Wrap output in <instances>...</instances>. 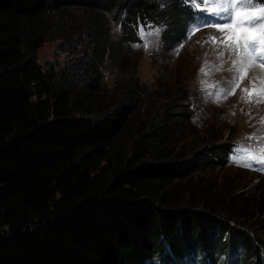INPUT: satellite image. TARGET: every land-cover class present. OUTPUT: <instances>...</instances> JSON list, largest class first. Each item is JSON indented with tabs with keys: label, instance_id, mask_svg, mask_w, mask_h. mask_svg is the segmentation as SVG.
Segmentation results:
<instances>
[{
	"label": "trees",
	"instance_id": "obj_1",
	"mask_svg": "<svg viewBox=\"0 0 264 264\" xmlns=\"http://www.w3.org/2000/svg\"><path fill=\"white\" fill-rule=\"evenodd\" d=\"M73 9L101 11L120 26V41L104 26L88 33L95 52L115 62L137 40V20L158 22L174 46L196 13L185 0H0V264H264L262 189L245 193L222 179L204 197L178 194L182 179L234 165L226 144L170 155L178 142L169 131L187 121L185 104L157 118L144 109L135 132L140 97L150 108L155 101L147 88L105 109L93 96L99 74L74 82L75 92L39 62L48 38L73 29ZM180 89L163 98L187 102Z\"/></svg>",
	"mask_w": 264,
	"mask_h": 264
},
{
	"label": "rangeland",
	"instance_id": "obj_2",
	"mask_svg": "<svg viewBox=\"0 0 264 264\" xmlns=\"http://www.w3.org/2000/svg\"><path fill=\"white\" fill-rule=\"evenodd\" d=\"M167 1L161 0L164 4H167ZM187 5L189 6L188 3ZM73 14V29L68 34H62L61 38H48L37 52L41 64L48 68L53 67L63 76L59 80L61 83L66 82L68 78L75 85L77 92L81 90L77 86L84 81L83 76H86L88 83L89 79H96L95 75L99 74L101 89L94 92L93 96L102 100L101 106L105 109L109 104L110 108L115 106L124 92L130 90L132 96L139 97L141 95L137 90L147 88L155 101L150 108L144 97H140L138 113L132 121L135 132L143 122L142 118H146L144 109L152 111L154 118H157L164 113H177L178 104H185L181 109L188 114L187 121L173 124L169 131L178 142L177 145L174 142L170 144V149H174L170 151L172 156L176 155V150L193 149L203 143L216 146L226 144L231 147L226 160L230 158V162L238 167L227 164L208 167L193 178L182 179L181 194L178 193L180 197L191 196L193 191L196 193L195 199L199 197L197 193L204 197L212 193L214 186L222 179H225V188L230 187L232 183L241 184L240 189L245 193L259 189L264 192V174L242 166L239 160H234L238 148L243 145H258L264 136V131H259L264 130V123L261 121L264 117V99L254 97L248 101L243 92L245 88H252L254 78H259L256 80V86H260V80H264V68L258 65L250 67L239 81V85L234 88V94L218 99L210 93L227 88V82L234 75L229 69L232 66L230 60L235 53L225 49L218 40L213 42L210 39L222 35L217 28L200 26L198 30L189 32L182 43L172 46L163 38L165 27L159 23L158 26L151 27L150 29H159L158 35L153 37L146 34L145 29L141 27L142 21L137 20L136 28H140V32L143 29L145 38L136 31L137 40L133 44L126 42L120 58L115 62L109 51L101 54L102 57L99 52H95L93 39L88 33L91 31V24L92 28L104 26L113 41H120L123 38L120 26L101 11L80 9L74 10ZM192 24L193 22L190 25ZM83 65L87 66V69ZM201 68L205 71L201 72ZM74 82L79 83L76 86ZM180 84L184 89H180L179 94L183 95L186 91L185 94L191 95L187 102L179 96L163 98L171 93L172 88L178 90ZM210 85L212 87H209ZM218 137L221 138L220 141L215 140ZM247 137L253 138L246 139ZM184 191L187 195H182ZM233 264L256 262L244 257L240 263L238 261Z\"/></svg>",
	"mask_w": 264,
	"mask_h": 264
},
{
	"label": "snow or ice",
	"instance_id": "obj_3",
	"mask_svg": "<svg viewBox=\"0 0 264 264\" xmlns=\"http://www.w3.org/2000/svg\"><path fill=\"white\" fill-rule=\"evenodd\" d=\"M194 10H199L198 4H193L191 0H185ZM199 3L205 5L204 15L193 16V24L189 26V32L198 30L201 25H206L210 21L213 26L222 33L219 38L213 36L210 39L218 42L235 55L231 58V71L233 78L227 82L225 89H218L210 95L226 97L234 94V88L239 85V81L246 74L247 70L259 63L264 68V6L257 7L260 0H199ZM228 31H225V30ZM159 29L149 32L147 35H158ZM140 35L145 34L141 29ZM146 46V45H145ZM223 55V52L220 53ZM205 69L201 68V72ZM254 78L251 89L245 88L243 92L248 101L254 97L264 99V80H260V86H256ZM209 87H212L211 85ZM264 123V117L261 118ZM264 131V130H259ZM257 134H253L255 136ZM247 137L246 139H252ZM234 160L242 162V166L251 167L253 162L264 164V136L261 137V143L258 145H243L237 149V155Z\"/></svg>",
	"mask_w": 264,
	"mask_h": 264
},
{
	"label": "clouds",
	"instance_id": "obj_4",
	"mask_svg": "<svg viewBox=\"0 0 264 264\" xmlns=\"http://www.w3.org/2000/svg\"><path fill=\"white\" fill-rule=\"evenodd\" d=\"M191 2H192V0H191ZM198 15V14H197ZM144 24H147V22H149L150 23V25H152L153 27L155 26H158V22H155V21H152V20H145V21H143V20H141ZM188 34H189V32H188Z\"/></svg>",
	"mask_w": 264,
	"mask_h": 264
},
{
	"label": "bare ground",
	"instance_id": "obj_5",
	"mask_svg": "<svg viewBox=\"0 0 264 264\" xmlns=\"http://www.w3.org/2000/svg\"><path fill=\"white\" fill-rule=\"evenodd\" d=\"M203 13V12H202ZM257 70V69H256Z\"/></svg>",
	"mask_w": 264,
	"mask_h": 264
}]
</instances>
